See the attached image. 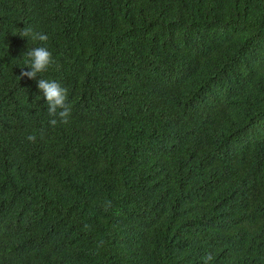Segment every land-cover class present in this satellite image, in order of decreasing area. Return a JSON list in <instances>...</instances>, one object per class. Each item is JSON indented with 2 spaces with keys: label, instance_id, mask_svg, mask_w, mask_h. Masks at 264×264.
Returning <instances> with one entry per match:
<instances>
[{
  "label": "trees",
  "instance_id": "1",
  "mask_svg": "<svg viewBox=\"0 0 264 264\" xmlns=\"http://www.w3.org/2000/svg\"><path fill=\"white\" fill-rule=\"evenodd\" d=\"M40 46L58 67L19 80ZM208 252L264 264V0H0V264Z\"/></svg>",
  "mask_w": 264,
  "mask_h": 264
},
{
  "label": "clouds",
  "instance_id": "2",
  "mask_svg": "<svg viewBox=\"0 0 264 264\" xmlns=\"http://www.w3.org/2000/svg\"><path fill=\"white\" fill-rule=\"evenodd\" d=\"M21 37H30L33 41L46 42L48 36L43 33L34 32L31 28H24L19 34ZM26 54V68L30 69L25 71L21 68L20 75L17 76L18 79L27 77L28 79H35L39 74L47 72L50 67L57 66V61L54 59L52 53L43 46L34 47L28 49ZM40 76V75H39ZM38 88L42 92L43 96L47 101V112L50 117L49 124L52 127H56L58 124L69 123V118L71 116V106L68 101V89L62 87L59 83L55 81H49L43 78L38 80ZM43 138V135H41ZM27 139L31 142H35L36 136L29 135ZM112 207V201L106 200L104 203V211L107 212ZM88 226L85 225V228ZM214 260V255L211 252L206 253L202 257L203 264H211Z\"/></svg>",
  "mask_w": 264,
  "mask_h": 264
}]
</instances>
